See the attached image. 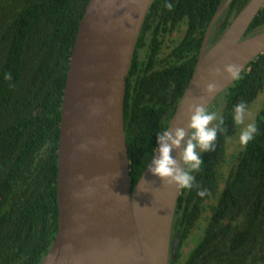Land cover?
Instances as JSON below:
<instances>
[{"label":"trees","instance_id":"16d2710c","mask_svg":"<svg viewBox=\"0 0 264 264\" xmlns=\"http://www.w3.org/2000/svg\"><path fill=\"white\" fill-rule=\"evenodd\" d=\"M225 1H153L127 74L123 103L131 187L150 161L157 135L168 126L206 29ZM247 1H232L212 30L215 40ZM87 2L0 0V264H40L57 232L61 105ZM166 3H172L173 10ZM262 31L264 7L244 38ZM6 73L11 80L5 79ZM260 93L264 94V53L208 107L223 117L225 131L218 132L214 151L200 154L202 165L191 191L183 189L178 197V223L182 226L183 218L188 219L180 243L193 226L195 208L203 211L202 203L215 192L226 158L228 177L211 207L218 211L217 219L209 220L185 260L181 262L179 247L169 264H264V98L255 119L257 135L231 154V161L224 155L238 131L234 106L243 102L248 108ZM201 190L206 195L199 196Z\"/></svg>","mask_w":264,"mask_h":264},{"label":"water","instance_id":"95a60500","mask_svg":"<svg viewBox=\"0 0 264 264\" xmlns=\"http://www.w3.org/2000/svg\"><path fill=\"white\" fill-rule=\"evenodd\" d=\"M153 1L87 2L61 105L57 232L40 264H169L175 259L178 240L171 232L180 189L149 172L156 152L131 187L124 131L126 78ZM232 1L220 5L206 29L169 129L187 125L188 103L203 97L208 108L234 82L223 73L224 65L238 64L242 72L264 53V31L244 38L264 0H248L218 40L210 39ZM213 67L221 74L214 78L216 92L207 95L204 85L213 79L208 71ZM171 155L178 159V150Z\"/></svg>","mask_w":264,"mask_h":264},{"label":"clouds","instance_id":"9594fccd","mask_svg":"<svg viewBox=\"0 0 264 264\" xmlns=\"http://www.w3.org/2000/svg\"><path fill=\"white\" fill-rule=\"evenodd\" d=\"M165 7L171 11L174 5L166 3ZM208 71L213 79L204 85V92L211 95L217 90L214 78L221 74V69L213 67ZM223 73L234 81L241 79V67L238 64L224 65ZM5 79L11 80V74L6 73ZM186 111L189 115L185 127L171 129L166 127L157 135L158 148L154 151L157 155L151 159V165L148 168L149 172L158 177L162 183L175 185L178 189L193 187L195 181L193 173L199 171L202 165L200 154L214 151L218 132L225 131L222 127L223 117L215 111H209L204 105L203 97L188 103ZM247 114L245 103L241 102L234 106L233 122L237 126H243L238 136V143L242 148L246 147L258 133L254 119L245 123ZM214 121L216 123L212 126ZM173 150H178V159L171 155ZM118 175L119 173L116 174ZM198 195H206V190H201Z\"/></svg>","mask_w":264,"mask_h":264},{"label":"flooded vegetation","instance_id":"af4514ba","mask_svg":"<svg viewBox=\"0 0 264 264\" xmlns=\"http://www.w3.org/2000/svg\"><path fill=\"white\" fill-rule=\"evenodd\" d=\"M212 34L213 33H211V35H210V39L212 38L213 41L216 42L218 39L215 40L214 37H216V36L214 34H213L214 36H212ZM209 45L210 44H209V41H208V44H207V48L206 49H208ZM163 51L166 53L167 49L166 50L163 49ZM241 150L242 149L237 150L236 152H233V153H239ZM224 155L230 158V155L229 156L227 155V150L224 153ZM230 161H231V158H230ZM223 165H225V164L222 163L221 164V167H220V170H219L220 174H219V177H218V180H217V186H216L215 192L213 191L212 194L209 195L208 199H206L202 203V205L205 206V208L203 209V211H201V208H198V207L195 208V211L193 213V216H194L193 217L194 218L193 219V226L190 228V230L187 231L188 234L184 237V241L182 243H180L179 240H180V238L182 236V233L183 234L186 233V227H185V225L187 224L188 219H184L183 218V223H182V226H181L178 223V219H177L176 214H174L173 225H172V232H171V238L173 240H175V239L178 240L177 249L180 247V249H179L180 254H181V252H183V247L184 246H186V245H193V247H194V245L196 243L195 240L202 236V234L204 233L205 229L208 227L209 220L211 219L212 221H215L217 219V217H218V211L211 209V207H212V205H216V203L218 201V198L220 196V193H222V191H223V189L225 187V183L227 181L228 169H227V173L225 174V171H224L225 168H224ZM193 175L195 177V173ZM182 190L183 189H180V194H181ZM190 191H191V189H190ZM189 197H190V193H189ZM177 249H176V251H177ZM175 256H176V252H175ZM181 256H182V254H181Z\"/></svg>","mask_w":264,"mask_h":264},{"label":"rangeland","instance_id":"374dc122","mask_svg":"<svg viewBox=\"0 0 264 264\" xmlns=\"http://www.w3.org/2000/svg\"><path fill=\"white\" fill-rule=\"evenodd\" d=\"M263 98H264V94L263 93H260L258 95V97L248 106L247 108V112L248 114L246 115V119H245V123H248L250 119H256V116L257 114L259 113L261 107H262V103H263ZM213 125H214V122H213ZM212 125V126H213ZM243 126H238V131H237V134L235 137L231 138L230 141H229V148L227 149V155H231L233 152H236L237 150H240L243 148L239 145L238 143V136H239V132H240V129L242 128ZM224 171H225V174L227 173V169L229 167V164L227 162V158L226 160L224 161ZM200 238V237H199ZM199 238L195 240L196 244L198 243L199 241ZM193 247V245H186L183 247V252H181L182 254V260H185V257L187 256V254L189 253L190 249Z\"/></svg>","mask_w":264,"mask_h":264}]
</instances>
